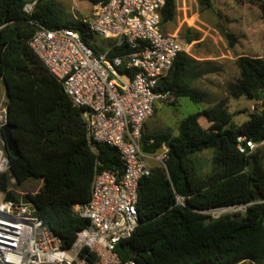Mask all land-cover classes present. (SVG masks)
Returning a JSON list of instances; mask_svg holds the SVG:
<instances>
[{
    "label": "trees",
    "instance_id": "16d2710c",
    "mask_svg": "<svg viewBox=\"0 0 264 264\" xmlns=\"http://www.w3.org/2000/svg\"><path fill=\"white\" fill-rule=\"evenodd\" d=\"M30 0H0V77L6 83L7 119L18 143L19 155L6 149L10 174L0 176V191L6 200L29 201L44 224L71 248L77 232L87 219L74 213L76 204L91 198V184L99 169L124 174L120 152L107 144L87 140L82 110L66 95L60 82L49 72L29 45L37 21L49 28H69L98 54V36L82 19H69L50 0H39L32 15L24 11ZM92 5L108 0H88ZM210 9L213 0H198ZM259 7L264 21V0ZM162 25L176 14V0H166L161 11ZM230 48L239 37L224 31ZM183 39L191 44L201 34L188 28ZM127 48H118L121 54ZM237 77L227 84L232 97L262 100V108L249 113L241 124L233 120L228 100L222 99L188 115L179 124V134L168 130H143L142 150L156 154L169 147L166 167L152 166L140 182L137 204L140 224L129 239L119 243L122 260L138 264H264V145L249 155L240 153L238 137L264 141V57L241 55L234 61ZM219 71L211 61H198L186 52L176 58L158 91L169 99L188 97L197 104L206 93L192 82ZM171 104H174L171 103ZM210 122L204 127L200 118ZM4 140V134H3ZM5 142V140H4ZM214 148L212 169L204 173L196 154ZM14 177V189L10 178ZM41 179L40 190L20 194L27 182ZM177 195L186 205L177 204ZM252 203L245 212L218 218L206 211ZM82 254H87L84 250ZM87 258L93 261L92 255ZM248 262V263H247Z\"/></svg>",
    "mask_w": 264,
    "mask_h": 264
},
{
    "label": "built area",
    "instance_id": "2783aa9c",
    "mask_svg": "<svg viewBox=\"0 0 264 264\" xmlns=\"http://www.w3.org/2000/svg\"><path fill=\"white\" fill-rule=\"evenodd\" d=\"M38 1H28L24 11L32 15ZM165 4L166 0H108L93 5L90 18L82 20L98 37L114 39L98 54L75 30L32 22L35 31L29 45L82 110L91 149L96 152L98 143L116 148L124 162V174L101 170L97 163L89 202L74 206V213L89 223L77 232L71 248H65L44 224L33 203L6 200L0 191V264H138L134 259L122 260L117 247L132 237L140 224L139 187L151 174L153 165L149 161L166 167L169 157L165 143L156 154L142 150L143 130L155 113V102L169 100V93L158 91L160 82L168 77L178 55L189 53L190 48L164 32L161 11ZM118 48L127 49L114 54ZM7 113V98L0 93V176L10 174L11 166L3 140ZM261 145L264 141L238 137L242 154L249 155ZM15 183L11 176L10 189ZM176 199L177 204L186 205L183 196ZM251 204L224 206L206 213L218 218L243 213Z\"/></svg>",
    "mask_w": 264,
    "mask_h": 264
},
{
    "label": "rangeland",
    "instance_id": "374dc122",
    "mask_svg": "<svg viewBox=\"0 0 264 264\" xmlns=\"http://www.w3.org/2000/svg\"><path fill=\"white\" fill-rule=\"evenodd\" d=\"M53 1L58 9L62 10L69 19L90 18L92 15L93 5L88 0H50ZM213 0V6L210 9H202L198 0H176V14L172 21L163 23L164 32L175 35V37L183 44H188L183 39V33L192 28L201 34L206 50L209 45H218L221 49L229 48L224 37V31H232L239 34V30L243 27L241 23L246 19H251L254 27H256L258 36L253 44H247L243 41L242 46L237 45V51L249 56L264 57V27H260L262 17L260 16V0H224L223 4ZM227 6L229 8H227ZM228 18H235L236 22H229ZM241 25V27H240ZM241 38V34L239 35ZM96 43L106 51L114 39H105L98 37ZM198 42L192 43V52L198 49ZM226 46V47H225ZM234 56L239 55L238 52ZM223 70L218 74L215 80L218 89L215 91L205 88L206 83L203 79L196 80L194 83L197 87L206 90L205 101L202 104L193 102L188 97H182L177 101L169 99L167 101L157 100L155 102V113L145 123L147 133H153L158 130H168L174 135L179 134V124L188 115L204 109L218 100L226 99L229 103V110L232 113L233 120L237 124H241L249 119V113L261 110L262 105L258 104L259 100L250 99L246 96L232 97L228 94L227 84L229 81L237 77V67L234 61L224 62ZM0 93L6 98V89L0 77ZM174 104H171L173 103ZM4 106L6 103L4 102ZM252 107H255L253 109ZM200 121L204 127H208L210 122L206 116H202ZM215 153L214 148L205 149L196 154V159L202 167L204 173L209 172L213 165L212 159ZM151 165L160 164L158 161H149ZM43 181L41 179L27 182L20 188V192H36L40 190ZM248 263V262H247Z\"/></svg>",
    "mask_w": 264,
    "mask_h": 264
},
{
    "label": "crops",
    "instance_id": "0c3cea01",
    "mask_svg": "<svg viewBox=\"0 0 264 264\" xmlns=\"http://www.w3.org/2000/svg\"><path fill=\"white\" fill-rule=\"evenodd\" d=\"M218 2L220 4H223L224 0H219ZM229 7L227 6V8H229ZM260 11H261V9H260ZM260 16L262 17V12H260ZM234 19L235 18H228V21L229 22L230 21L235 22ZM241 25L243 27L239 30L240 31L239 34H236L232 31H230V32L236 34L238 37L241 34V38L239 37V41H238L237 45L239 44V46H242L243 41L247 42V44H249V45L253 44L256 41L257 36L259 34L257 32L256 27H254L252 20L250 18L246 19V21L244 23L242 22ZM241 25H240V27H241ZM260 27H264L263 19L261 20ZM194 42H198L197 45L199 48L192 52V49L194 46L192 43H194ZM194 42L189 44L190 48H189V53H187V54H189L190 56H192L193 58H195L198 61H211L215 66H217L219 68V71L214 72V73H207L197 80L203 79L206 83L205 88L213 90V91H215V93H217L216 90L219 87H218V84L216 83L217 81H215V80L218 78V74L220 72H222V70H223L222 64H224V62H227V61H230V62L235 61L238 56L246 55V54H243V52H241V51H237L238 50L237 45L234 48H230L229 46H228L229 48H227L225 46L226 49H224V50L221 49L218 45H209L208 46L209 48L206 50V46H204V41L202 39L196 40ZM231 49L234 50V53L238 52L239 55L234 56ZM237 72L239 73L238 68H237ZM195 81L192 82V86H194V87H196V88H198V89H200L206 93L207 92L206 90L201 89L195 85V83H194Z\"/></svg>",
    "mask_w": 264,
    "mask_h": 264
},
{
    "label": "water",
    "instance_id": "95a60500",
    "mask_svg": "<svg viewBox=\"0 0 264 264\" xmlns=\"http://www.w3.org/2000/svg\"><path fill=\"white\" fill-rule=\"evenodd\" d=\"M3 83L6 89V83L4 80H3ZM12 129H13V126L10 123H7L3 128L5 146H6V149L9 152H11L14 156H18L19 155L18 143L13 137Z\"/></svg>",
    "mask_w": 264,
    "mask_h": 264
}]
</instances>
